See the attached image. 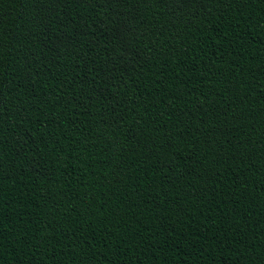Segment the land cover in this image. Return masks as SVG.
Masks as SVG:
<instances>
[{
    "label": "trees",
    "instance_id": "trees-1",
    "mask_svg": "<svg viewBox=\"0 0 264 264\" xmlns=\"http://www.w3.org/2000/svg\"><path fill=\"white\" fill-rule=\"evenodd\" d=\"M0 264H264V0H0Z\"/></svg>",
    "mask_w": 264,
    "mask_h": 264
}]
</instances>
